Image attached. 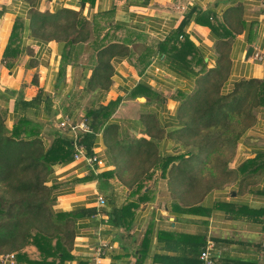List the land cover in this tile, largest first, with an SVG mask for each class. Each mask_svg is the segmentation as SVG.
<instances>
[{"label": "crops", "instance_id": "crops-1", "mask_svg": "<svg viewBox=\"0 0 264 264\" xmlns=\"http://www.w3.org/2000/svg\"><path fill=\"white\" fill-rule=\"evenodd\" d=\"M60 9L82 13L95 34L89 50L84 44L61 76L63 44L34 38L29 28L32 12L54 14ZM18 19L22 27L13 45L18 53L4 59ZM107 43L121 44L129 52L110 61L109 89L90 92L91 49ZM256 53L261 60L254 59ZM219 63L228 65L223 94L240 81H264V0H0V108L8 125L16 118L15 100L22 96L31 101L39 91L50 96L51 113L42 105L34 118L46 131L60 130L67 112L80 121L90 103L106 105L120 97L108 121L120 127L118 139H149L144 116H154L166 133L177 129L182 98ZM255 117L236 146L231 170L248 159H264V107L255 110ZM155 141L160 158L182 152L165 136ZM92 151L103 159L102 168L93 172L84 160H72L55 166L49 182L53 210L76 214L72 259L64 264H200V250L208 240L214 244L215 264H264V230L258 222L264 209V171L238 177L198 205L177 209L166 172L158 165L132 183L136 165L118 170L110 164L102 133L96 135ZM102 173L108 174L105 191L95 178ZM98 195L106 200L102 208ZM118 207H127L129 213L122 226L113 227ZM21 253L27 260H40L32 246ZM15 264L27 263L16 258Z\"/></svg>", "mask_w": 264, "mask_h": 264}, {"label": "trees", "instance_id": "trees-1", "mask_svg": "<svg viewBox=\"0 0 264 264\" xmlns=\"http://www.w3.org/2000/svg\"><path fill=\"white\" fill-rule=\"evenodd\" d=\"M21 27L22 23L16 20L4 59L18 53V48L13 45ZM29 28L34 38L63 44L60 76L77 60L84 44L86 51L89 50L88 42L95 36L92 23L82 13L67 9L54 14L32 12ZM91 50H95V57L90 66L87 89L90 92L107 91L113 75L110 61L126 55L129 49L121 44L107 43ZM227 70L228 65L219 63L215 70L207 72L198 81L191 94L182 98L177 111V129L166 133L154 116L146 114L149 139L132 143L118 139L120 127L108 121L122 98L106 105L92 102L82 118L90 131L80 136L79 143L91 156L96 135L102 133L110 164L118 170H128L136 165L137 173L132 175V183L138 178L139 181L144 179L148 170L158 165L166 172L168 192L176 207L196 206L212 191L238 177L264 171V159L259 157L244 161L236 170L229 168L238 142L256 120L255 110L264 107V81H240L230 93L223 94L221 89ZM42 105L50 114V96L42 91L31 101L18 97L14 106L16 118L11 126L6 123L7 113L0 108V256L16 253V258L27 264H64L72 259L76 214L53 210L54 188L49 182L55 166L72 162L74 149L68 131H46L45 125L34 119ZM66 116L74 119L71 112ZM151 125L154 133L149 128ZM164 136L174 140L182 152L176 156L158 157L155 140ZM48 138L52 139L51 142H47ZM121 155L126 157L120 159ZM107 176L106 173L95 176L102 182L104 191L107 190ZM127 213V207H118L110 224L122 226ZM260 214L262 218L258 222L264 230V209ZM29 246L38 251L39 261L27 260L21 253Z\"/></svg>", "mask_w": 264, "mask_h": 264}, {"label": "built area", "instance_id": "built-area-1", "mask_svg": "<svg viewBox=\"0 0 264 264\" xmlns=\"http://www.w3.org/2000/svg\"><path fill=\"white\" fill-rule=\"evenodd\" d=\"M254 59L259 61L261 60L260 54H254ZM60 130L68 131L69 136L73 144V161L84 160L87 166L93 171H97L102 168L105 163L95 152L92 151V155L88 156L86 149L83 145L79 143L80 136L88 133L90 131L87 126L85 119L80 121H73L68 117L61 119L58 124ZM97 205L99 208H102L106 205V200L103 195H98L96 199ZM214 249V244L212 241L208 240L205 242V245L200 250L199 260L200 264H215L212 251ZM16 263V253H8L0 256V264H15Z\"/></svg>", "mask_w": 264, "mask_h": 264}, {"label": "water", "instance_id": "water-1", "mask_svg": "<svg viewBox=\"0 0 264 264\" xmlns=\"http://www.w3.org/2000/svg\"><path fill=\"white\" fill-rule=\"evenodd\" d=\"M248 53L249 54H252L253 53V49H250Z\"/></svg>", "mask_w": 264, "mask_h": 264}, {"label": "rangeland", "instance_id": "rangeland-1", "mask_svg": "<svg viewBox=\"0 0 264 264\" xmlns=\"http://www.w3.org/2000/svg\"><path fill=\"white\" fill-rule=\"evenodd\" d=\"M6 123H7V125H8V121L6 120ZM8 126H11V125H8ZM168 181H166V183H167ZM167 196H169V195H167ZM171 197V196H170Z\"/></svg>", "mask_w": 264, "mask_h": 264}]
</instances>
